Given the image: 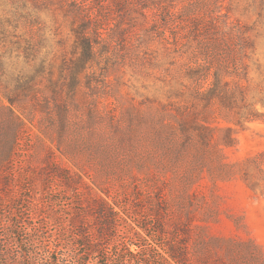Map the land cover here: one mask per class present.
Returning a JSON list of instances; mask_svg holds the SVG:
<instances>
[{
  "label": "rangeland",
  "instance_id": "rangeland-1",
  "mask_svg": "<svg viewBox=\"0 0 264 264\" xmlns=\"http://www.w3.org/2000/svg\"><path fill=\"white\" fill-rule=\"evenodd\" d=\"M68 1L27 0L34 23L15 29L6 22L7 10L14 7L11 0H0V16L7 25L0 33V59L7 69H34L35 62L26 65L22 51L20 62L10 57V49L16 54L28 35L34 42L41 40L37 62L45 58L53 65L54 77L64 60L69 67L74 65L77 22ZM81 1L85 10L106 15L101 22L106 39H100L96 58L81 74V85L72 92L65 86L62 97L51 99L49 110L43 103L45 89L15 106L24 124L14 153L21 172L12 179L11 196L30 194L31 205L43 209L57 202L66 214L74 207V193L59 184L56 173L75 175L82 191L88 187L115 209L126 208L119 226L127 229L123 238L135 228L151 239L156 232L151 209L161 208L168 232L174 222L191 221L189 233L181 237L192 256L202 252L203 242L215 239L221 247L208 246L212 259L228 253L234 256L232 264H264V114L243 125L226 119L237 109L226 108L218 99L209 102L203 90L210 80L189 77L186 71L196 62L212 67L213 62L227 60L222 52L224 42L228 47L227 37L216 42L217 34L234 30L243 39L233 42L231 35L230 42L241 47L249 38L247 55L241 58L248 76L234 78L245 93L238 103L257 102L264 113L258 101L264 92L263 0H102L103 8L97 0ZM212 19L216 24L211 27ZM3 82L14 86L7 74ZM37 82L43 87L46 77ZM59 101L69 106V125L61 136L55 128L60 122ZM9 104L0 89V125L12 121L1 108ZM185 107L200 111V117L208 114L213 124L232 126L236 142L226 145L222 140L226 131L218 130L221 155L218 148L198 142L181 146L182 133L173 129ZM94 226L90 222L86 227ZM6 235L0 231V264H13L21 255L16 247L7 252ZM121 241L112 254L109 249L101 251L103 262L117 253Z\"/></svg>",
  "mask_w": 264,
  "mask_h": 264
},
{
  "label": "trees",
  "instance_id": "trees-1",
  "mask_svg": "<svg viewBox=\"0 0 264 264\" xmlns=\"http://www.w3.org/2000/svg\"><path fill=\"white\" fill-rule=\"evenodd\" d=\"M95 1L93 0V2ZM97 1L98 6L101 5L102 8L106 4L105 1ZM26 2L27 0H11L14 7L7 10L9 16L6 14V22L15 29L27 28L29 26L27 23H34L33 20L36 16L31 15L27 10ZM68 2H72L73 9L70 11L74 12V22H77L73 26L75 35L73 53L77 55L75 59H72L73 66L69 67L68 61L64 60L60 66L59 75L54 77L55 68L53 65H48L45 58H41L40 62H37L42 42L41 40L34 42L31 35L24 37L25 45L22 49L21 46H17L16 54L13 53L14 49H10V57L15 58V62H20L19 58L22 51L26 65L35 62L33 70L26 67L7 69L6 61L0 59V89L10 102L9 105H2L1 108H5L12 118V121L7 124L0 125V231L3 230L7 234V252L10 253L11 249L16 247L21 255L19 259L13 260V264L234 263V256H230L228 253L219 254L216 260L209 256L208 246L217 244V247H221L219 240L215 239L203 242L200 248L202 252H198L197 256L194 254L192 256L187 248V240L181 237L189 233V229L192 227L191 221L184 219L178 223L174 222L170 224L173 226V231L168 232L166 228L169 227V224L161 208L151 209L156 228L153 237L164 236L165 240H156L153 237L151 239L154 240L147 239V236H142L141 232L135 228L132 229L133 234L131 236L123 238L122 234H125L127 229L120 230L119 226L120 222L123 224L121 212H125L126 208L121 207V211L115 209V206L108 199L93 193L88 187L86 191H82L78 187L80 181L75 175L66 176L60 172L56 173L59 184L66 190L72 189L74 193V199H72L74 207L70 209V212L66 211V214L62 212L63 210L59 211L62 208L57 206V202L52 204L50 209H43L31 205L30 194L16 195L15 198L11 196L12 179L20 175L19 172H21L17 164L14 163V153L20 144V132L24 124V120L16 112L15 106L30 96L38 95L39 91L45 89L43 91V95H45L43 103L45 109L49 110L52 104L51 99L58 100L62 97L65 86L72 92L81 85V74L86 70L88 64L96 58L97 45L100 43V39H106L105 23L103 25L101 23L104 22L102 18L106 16L102 14L103 12L93 14L85 10L81 0H69ZM261 2L263 3L264 0ZM84 12H89V14ZM92 24H94L93 27ZM214 24H216V20L212 19L208 25L212 27ZM197 25L194 22V26ZM6 27V23L0 16V33H3ZM231 35L234 38L233 42L243 39V35L239 36L234 30H231V33L226 32L223 36L217 34L213 37L216 42L227 37L228 47L224 42L222 50L223 56L227 57L225 62L220 64L213 62L216 64H213L212 67L204 62H196L195 65H189L186 71L189 77L210 80L209 85L203 90L205 98L209 102L218 99L226 108L237 109L233 118L226 119H233L237 124L243 125L246 121L261 118L264 113L256 107L257 102L244 103L243 105L238 103L239 95L245 98V93L234 78L248 76V69L241 58L243 54L247 55L246 43L249 44V38L241 47L230 42ZM5 74L11 77L14 86L3 82ZM40 77H46L47 80L43 87L37 86V79ZM67 77H70L68 82L65 80ZM45 91L49 92L46 93ZM258 101L264 105V92ZM56 111L60 115V122L55 125V128L58 129L61 136L69 125V106L66 105L65 101L63 103L59 101ZM199 112H190L188 107L180 108L181 116L178 117L173 130L182 133L183 142L181 146L187 148L193 142H198L202 147L218 148L217 150L221 155L222 149L217 146L219 139L216 140V132L225 130L226 135L222 140L226 145H233L236 142V137L232 136L234 128L213 124L212 118H209L208 114L200 117ZM165 125L173 126L169 123H165ZM64 171L70 174L69 169L64 168ZM5 196H8L9 199L5 200ZM36 218L39 221H36ZM90 222L95 225L94 228L86 227ZM52 231L55 233L53 234ZM121 238H123L122 241ZM142 240H146V243H142ZM119 241L122 242V246L117 247V253L113 257L106 256V260L103 262L100 255L101 251L109 249L112 254ZM218 253L216 252V254Z\"/></svg>",
  "mask_w": 264,
  "mask_h": 264
}]
</instances>
